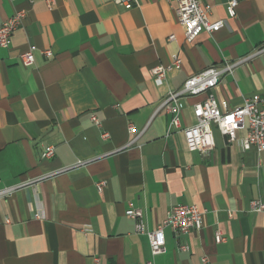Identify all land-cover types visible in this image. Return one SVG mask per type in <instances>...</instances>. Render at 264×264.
I'll list each match as a JSON object with an SVG mask.
<instances>
[{
    "label": "crops",
    "instance_id": "0c3cea01",
    "mask_svg": "<svg viewBox=\"0 0 264 264\" xmlns=\"http://www.w3.org/2000/svg\"><path fill=\"white\" fill-rule=\"evenodd\" d=\"M204 1L224 26L188 43L176 0H136L128 10L114 0H0V24L26 12L0 48V189L10 188L0 198V264H200L202 256L264 264V211L250 208L264 199V152L243 151L216 129L212 150L189 151L160 108L185 78L225 63L231 72L209 94L229 108L256 94L264 108V0H241L234 17L225 0ZM28 49L33 63L24 66ZM174 56L179 66L156 83L151 69ZM205 96L179 98L183 126ZM47 146L51 158L42 157ZM178 204L203 210L202 228L181 236L164 228L165 251L152 256L125 210L141 208L152 230Z\"/></svg>",
    "mask_w": 264,
    "mask_h": 264
},
{
    "label": "built area",
    "instance_id": "2783aa9c",
    "mask_svg": "<svg viewBox=\"0 0 264 264\" xmlns=\"http://www.w3.org/2000/svg\"><path fill=\"white\" fill-rule=\"evenodd\" d=\"M14 1V0H10ZM241 0H225V10L228 17H234L236 8ZM52 0H47V5H51ZM114 3L124 9H131L135 6L136 0H114ZM211 6L204 0H176L175 14L177 21L184 31L186 42H192L201 32H215L224 26V20H210L209 11ZM26 12L23 9H16L14 13L0 24V48H7L10 45L14 31L22 25ZM172 37V36H171ZM46 57L51 56L50 50H44ZM24 66L33 63L32 49H28L19 56ZM180 64L177 56L166 66H155L151 69V75L156 83H160L167 71ZM233 64L225 63L221 67L210 66L204 70L192 74L184 79L181 86L169 92L163 100L160 108L171 115L168 132L182 134L185 146L189 151H197L200 154H207L214 147L213 130H218L227 137L228 142H238L243 151L253 148L257 152H264V108L259 106L261 98L254 94L243 100L242 104L234 108H229L226 100L217 101L209 91L219 82L220 77L231 72ZM206 94V96L193 104L192 114L195 118L194 124L183 126L180 118V108L178 100L181 97ZM91 120L97 123L94 115ZM242 130L244 135L236 137V132ZM129 133L135 132L133 125L128 126ZM107 137V133L102 134ZM54 154L52 146H47L42 152V157L51 158ZM78 162L76 165H81ZM105 180L95 183L100 192L105 186ZM10 188L0 189L2 198ZM252 211H264V199L250 202ZM201 210L195 204H178L171 206L166 212L161 224L149 230L145 226L144 213L141 208L129 206L125 210V215L134 221V232L147 237L150 254L152 256L165 251L164 228L169 227L176 236L188 234L191 231H198L202 228ZM215 242L224 241V237L219 232L214 236ZM178 249L187 251L189 246L184 243L178 244ZM208 258L202 256L200 264H208ZM146 264H152L150 261Z\"/></svg>",
    "mask_w": 264,
    "mask_h": 264
}]
</instances>
